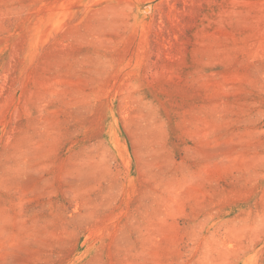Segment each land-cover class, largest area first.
Returning a JSON list of instances; mask_svg holds the SVG:
<instances>
[{
	"label": "rangeland",
	"instance_id": "rangeland-1",
	"mask_svg": "<svg viewBox=\"0 0 264 264\" xmlns=\"http://www.w3.org/2000/svg\"><path fill=\"white\" fill-rule=\"evenodd\" d=\"M0 264H264V0H0Z\"/></svg>",
	"mask_w": 264,
	"mask_h": 264
}]
</instances>
